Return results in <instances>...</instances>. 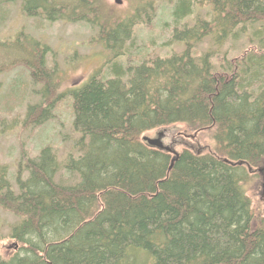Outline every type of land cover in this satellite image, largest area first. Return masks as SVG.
<instances>
[{
	"label": "trees",
	"instance_id": "obj_1",
	"mask_svg": "<svg viewBox=\"0 0 264 264\" xmlns=\"http://www.w3.org/2000/svg\"><path fill=\"white\" fill-rule=\"evenodd\" d=\"M124 1V8L108 0H0V7L20 2L28 17L94 27V41L116 60L128 53L133 29L157 12V0ZM195 6L207 8V18L182 26ZM171 17L180 53L127 69L114 64L105 79L70 92L81 138L64 168L74 183L55 181L49 146L34 159L22 155L18 193L0 164V210L19 219L9 233L17 251L0 264H264V212L247 195L255 179L264 189V0H177ZM242 36L251 49L232 59L210 48L193 53L203 41L222 47ZM0 45L9 46L8 67L22 65L43 87L24 121L42 125L62 100L48 48L22 32ZM177 126L194 138L209 132L213 150L176 151ZM154 130L175 155L143 141Z\"/></svg>",
	"mask_w": 264,
	"mask_h": 264
},
{
	"label": "rangeland",
	"instance_id": "obj_2",
	"mask_svg": "<svg viewBox=\"0 0 264 264\" xmlns=\"http://www.w3.org/2000/svg\"><path fill=\"white\" fill-rule=\"evenodd\" d=\"M121 1L117 5L113 0H108L118 7H126V2ZM176 2L177 0H157V12L152 23L140 24L133 29L132 42L127 44L128 53L116 60L102 45L94 41L97 33L94 27L85 23H50L41 18L28 17L21 11L20 2L0 7V43L12 41L22 32L44 44L49 50L45 56L46 66L56 70V91L62 95V100L51 111L52 117L40 126H25L26 109L41 103L40 91L43 87L30 79L28 70L22 65L8 67L7 58L11 54L7 55L4 47L9 46L0 45V67H8L0 71V164L7 166L8 180L15 193H18L16 173L19 164L23 163L22 155L34 159L45 146L51 147L56 155L58 171L55 181L65 184L76 181V175L70 176L64 168L69 156L79 155L76 144L81 138L72 127L70 92L83 87L91 77H96L99 81L105 79L112 72L114 64L127 69L144 62L148 57H167L180 53L183 46L171 40V30L174 27L171 25V12ZM192 10V14L182 20V26H191L196 17L207 18V8L195 6ZM252 43L255 44L256 41L253 40ZM209 48L216 55L232 59L248 50L250 43L244 36L237 41L229 39L222 47L203 41L195 47L193 53L198 57ZM159 131H150L144 137L154 139ZM175 131L171 134L173 136L176 133L172 138L176 136L179 142L174 146L176 151L179 152L182 148L201 152L213 150L209 132H202L194 138L183 126L175 127ZM172 138L169 137L164 143L168 145ZM26 176L27 173L23 172L22 177ZM247 195L255 212L263 213L264 189L259 178L247 187ZM18 221L14 215L0 210V258H9L17 251L18 246L9 237V233Z\"/></svg>",
	"mask_w": 264,
	"mask_h": 264
},
{
	"label": "water",
	"instance_id": "obj_3",
	"mask_svg": "<svg viewBox=\"0 0 264 264\" xmlns=\"http://www.w3.org/2000/svg\"><path fill=\"white\" fill-rule=\"evenodd\" d=\"M113 2L117 5L121 4V0H113ZM162 137H163V133L162 132H158L156 137L154 139H149L146 137H143V141L147 143L148 146L152 147V148H157V149H161L167 152L172 153L173 155H175V151L171 150L169 147H165L162 143ZM172 163L169 167V169L171 168Z\"/></svg>",
	"mask_w": 264,
	"mask_h": 264
},
{
	"label": "bare ground",
	"instance_id": "obj_4",
	"mask_svg": "<svg viewBox=\"0 0 264 264\" xmlns=\"http://www.w3.org/2000/svg\"><path fill=\"white\" fill-rule=\"evenodd\" d=\"M186 147V146H185Z\"/></svg>",
	"mask_w": 264,
	"mask_h": 264
}]
</instances>
